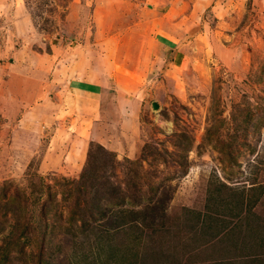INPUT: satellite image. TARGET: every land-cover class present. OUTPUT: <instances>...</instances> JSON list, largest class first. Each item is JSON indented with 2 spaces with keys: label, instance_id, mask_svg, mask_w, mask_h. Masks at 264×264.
Here are the masks:
<instances>
[{
  "label": "rangeland",
  "instance_id": "374dc122",
  "mask_svg": "<svg viewBox=\"0 0 264 264\" xmlns=\"http://www.w3.org/2000/svg\"><path fill=\"white\" fill-rule=\"evenodd\" d=\"M91 144L119 164L78 190ZM154 188L162 229L113 217ZM9 198L28 222L9 264H264V0H0Z\"/></svg>",
  "mask_w": 264,
  "mask_h": 264
},
{
  "label": "trees",
  "instance_id": "16d2710c",
  "mask_svg": "<svg viewBox=\"0 0 264 264\" xmlns=\"http://www.w3.org/2000/svg\"><path fill=\"white\" fill-rule=\"evenodd\" d=\"M148 147V145H144L143 148L145 149ZM116 156L113 151L108 150L107 148L103 147L100 144H91L89 147V150L87 152V157H86V162L85 165L81 171L78 183L76 185V189L80 187L78 190H83V189H90V191L96 189V182L99 181L102 177L103 171L107 169V167L113 168L119 164V162L116 160ZM103 178V177H102ZM101 187H99L97 192H94L95 195H101L100 190ZM72 190V189H71ZM102 190V189H101ZM153 193H155L156 200L155 204L153 206H147L144 211H133V210H128L125 208H122L123 210H120L118 212H114L116 215L113 217H117V220L119 218V222L122 223L121 225H125V227H132V228H137L136 230H144V227L147 228H154L153 230H159L162 229L165 226L166 219H167V214L166 208H165V200L167 199V194H166V189L159 191L158 188L152 189ZM96 191V190H95ZM98 197V198H99ZM152 197V196H151ZM123 197H119V199H122ZM158 198V199H157ZM102 199L103 197L101 196L99 200L97 201L96 205L91 207L90 211L88 212V216L85 218H80L82 224L86 226L87 221L92 219H101L103 216L107 214V211H109L108 206H103L102 205ZM106 201V199H105ZM117 201V200H116ZM121 200H118L120 202ZM21 201L18 203L20 204ZM164 202V203H163ZM14 199L9 198L6 200V202L3 204V206H0V213L1 216L4 218L3 222L6 223L7 221L9 224L5 226L7 228V233L5 235V244L6 246L0 247V264H9L16 260V258H20V251L22 250L24 244H19V242L11 237L12 235L14 236V231L13 228L15 225H21V232L17 235V239H20V236H23L26 233V229L28 228V222H25V224L22 222V217L21 214L16 213L15 214V209L12 207V204H14ZM167 203V202H166ZM11 212L13 217H15V221L11 222L10 221V216L7 217V213ZM21 213V212H20ZM134 213L135 217L131 216V214ZM113 214V212H112ZM71 218H73V215H70ZM140 219L142 224L137 225V219ZM77 219V217H76ZM116 219H112V222H110V225H115L118 221ZM71 225V224H70ZM4 226V225H3ZM156 226V228L154 227ZM140 227V228H139ZM9 228V229H8ZM85 228V227H84ZM144 232V231H143ZM143 232L141 231L140 235H143ZM73 235H77L75 232ZM20 245V246H19ZM101 250V248H99ZM11 251L16 252L15 255V260L14 258L10 257ZM260 262H262L261 259H259Z\"/></svg>",
  "mask_w": 264,
  "mask_h": 264
},
{
  "label": "crops",
  "instance_id": "0c3cea01",
  "mask_svg": "<svg viewBox=\"0 0 264 264\" xmlns=\"http://www.w3.org/2000/svg\"><path fill=\"white\" fill-rule=\"evenodd\" d=\"M150 9H151V8H150ZM163 15H164V20H168V21H169V20H170V21H174V20H175V21H176V20L178 19V18H176V17H171V15H170V11H169L168 14H167V13H163ZM109 27H110V26H109ZM137 34H140V31H137ZM137 34L135 33L136 36H138ZM118 44L121 45L120 43H118ZM156 45H158V44H156ZM117 52H118V53H117ZM120 53H121V52H120L118 49H116V53H115V54H117L119 57H121V56H120ZM129 75L132 76V77H134L133 74H132L131 72L129 73Z\"/></svg>",
  "mask_w": 264,
  "mask_h": 264
},
{
  "label": "water",
  "instance_id": "95a60500",
  "mask_svg": "<svg viewBox=\"0 0 264 264\" xmlns=\"http://www.w3.org/2000/svg\"><path fill=\"white\" fill-rule=\"evenodd\" d=\"M152 105H153L154 108L158 107V104L156 102H153Z\"/></svg>",
  "mask_w": 264,
  "mask_h": 264
}]
</instances>
